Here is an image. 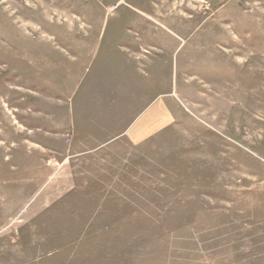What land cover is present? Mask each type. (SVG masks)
Listing matches in <instances>:
<instances>
[{
  "label": "rangeland",
  "instance_id": "rangeland-1",
  "mask_svg": "<svg viewBox=\"0 0 264 264\" xmlns=\"http://www.w3.org/2000/svg\"><path fill=\"white\" fill-rule=\"evenodd\" d=\"M121 32L168 116L85 142L48 67ZM0 264H264V0H0Z\"/></svg>",
  "mask_w": 264,
  "mask_h": 264
},
{
  "label": "crops",
  "instance_id": "crops-1",
  "mask_svg": "<svg viewBox=\"0 0 264 264\" xmlns=\"http://www.w3.org/2000/svg\"><path fill=\"white\" fill-rule=\"evenodd\" d=\"M117 37L102 36L95 39L86 38L83 43L69 42L65 45L76 47L71 49L72 53L61 50L62 61L55 60L53 65L48 67L52 71L60 69L64 72L56 81L63 87L68 85L67 92L71 96L68 98L69 103L74 99L73 95H84L77 98L74 104H70L71 111L65 119L66 126L80 127L79 129L85 132V142L95 140L100 145L119 137H127L130 142L141 141L156 131L158 113H161V116L163 113L165 119L168 116L166 104L156 96L155 64L151 65L150 60L145 65L135 61L137 57L133 46H140L141 39L128 37L125 32H121ZM56 51L57 49H53V53L59 55ZM64 60L67 61L63 62ZM46 80L50 85L48 78ZM140 86L142 89L139 90L144 98H141L139 103L137 98L131 99L134 104L128 109L135 112L128 128L125 129V87L134 95L138 91L136 88ZM114 95L123 97L119 99ZM103 111L109 113L104 115ZM37 113L38 125L44 126L39 121L41 110L38 109ZM103 126L106 132L102 131ZM96 131L99 132L94 134Z\"/></svg>",
  "mask_w": 264,
  "mask_h": 264
}]
</instances>
